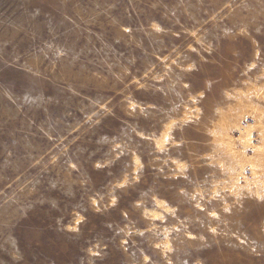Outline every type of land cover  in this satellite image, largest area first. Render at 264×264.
Segmentation results:
<instances>
[{
    "label": "rangeland",
    "instance_id": "374dc122",
    "mask_svg": "<svg viewBox=\"0 0 264 264\" xmlns=\"http://www.w3.org/2000/svg\"><path fill=\"white\" fill-rule=\"evenodd\" d=\"M0 264H264V0H0Z\"/></svg>",
    "mask_w": 264,
    "mask_h": 264
},
{
    "label": "bare ground",
    "instance_id": "6f19581e",
    "mask_svg": "<svg viewBox=\"0 0 264 264\" xmlns=\"http://www.w3.org/2000/svg\"><path fill=\"white\" fill-rule=\"evenodd\" d=\"M244 134H248V133H244ZM248 136V135H247ZM246 139V138H245Z\"/></svg>",
    "mask_w": 264,
    "mask_h": 264
}]
</instances>
